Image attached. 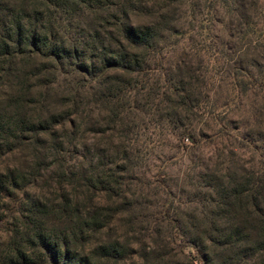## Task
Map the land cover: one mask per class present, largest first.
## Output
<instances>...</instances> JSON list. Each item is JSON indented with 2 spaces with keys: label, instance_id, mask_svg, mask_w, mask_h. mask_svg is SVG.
Instances as JSON below:
<instances>
[{
  "label": "trees",
  "instance_id": "16d2710c",
  "mask_svg": "<svg viewBox=\"0 0 264 264\" xmlns=\"http://www.w3.org/2000/svg\"><path fill=\"white\" fill-rule=\"evenodd\" d=\"M161 112L183 209L130 189ZM0 264H264V0H0Z\"/></svg>",
  "mask_w": 264,
  "mask_h": 264
},
{
  "label": "rangeland",
  "instance_id": "374dc122",
  "mask_svg": "<svg viewBox=\"0 0 264 264\" xmlns=\"http://www.w3.org/2000/svg\"><path fill=\"white\" fill-rule=\"evenodd\" d=\"M159 115L161 117H154L148 113L138 120L144 135L132 145L141 152L145 149L151 152L147 151L148 153L142 157V166L137 173L138 179L133 181L130 189L135 194L139 193L141 188L144 189L142 194L145 192L148 194L149 204L153 209L155 200L152 196L157 191L156 187L159 186V183L164 181L162 184L165 183L171 188L175 208L181 206L183 209V204L195 196L192 183L196 178L190 182L186 176L196 173V165L202 163L205 156L209 155L213 162L216 161L217 153L214 146L209 143H202L201 147L193 149L188 142L184 141L185 139L181 138L185 127H196V122L192 117L186 118L182 115L178 119L179 116L172 112H161ZM197 125L203 128L202 124L198 123ZM204 131L212 132L210 128L206 127ZM111 147L114 150V147Z\"/></svg>",
  "mask_w": 264,
  "mask_h": 264
}]
</instances>
